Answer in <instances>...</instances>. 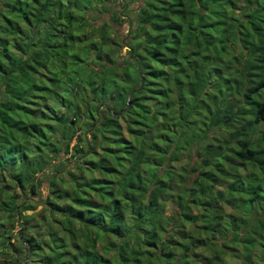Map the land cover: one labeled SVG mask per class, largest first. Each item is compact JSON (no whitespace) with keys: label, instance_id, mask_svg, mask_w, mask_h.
<instances>
[{"label":"trees","instance_id":"16d2710c","mask_svg":"<svg viewBox=\"0 0 264 264\" xmlns=\"http://www.w3.org/2000/svg\"><path fill=\"white\" fill-rule=\"evenodd\" d=\"M0 264H264V0H0Z\"/></svg>","mask_w":264,"mask_h":264},{"label":"rangeland","instance_id":"374dc122","mask_svg":"<svg viewBox=\"0 0 264 264\" xmlns=\"http://www.w3.org/2000/svg\"><path fill=\"white\" fill-rule=\"evenodd\" d=\"M135 3H136L135 1H131L128 4V7L135 8ZM126 31H127L126 23H123L121 26L118 27V33L119 34H124V33H126ZM124 50H125V46H122L121 53H125ZM166 208L168 209V207H166Z\"/></svg>","mask_w":264,"mask_h":264}]
</instances>
